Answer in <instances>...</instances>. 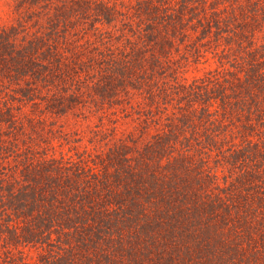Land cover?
Masks as SVG:
<instances>
[{"label":"trees","instance_id":"obj_1","mask_svg":"<svg viewBox=\"0 0 264 264\" xmlns=\"http://www.w3.org/2000/svg\"><path fill=\"white\" fill-rule=\"evenodd\" d=\"M6 3L0 264H264V0Z\"/></svg>","mask_w":264,"mask_h":264},{"label":"rangeland","instance_id":"obj_2","mask_svg":"<svg viewBox=\"0 0 264 264\" xmlns=\"http://www.w3.org/2000/svg\"><path fill=\"white\" fill-rule=\"evenodd\" d=\"M6 2H7V0H0V22H2V21L4 22L7 19H9V17H10L7 14V12H8V6H7V3ZM202 67H204V66H201V68L199 70L204 69ZM199 70L193 69V72L194 73H197Z\"/></svg>","mask_w":264,"mask_h":264}]
</instances>
